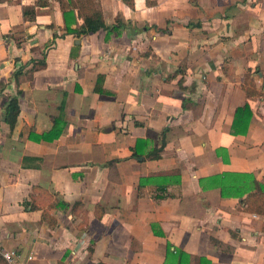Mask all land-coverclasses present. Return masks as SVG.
<instances>
[{"label": "crops", "instance_id": "obj_1", "mask_svg": "<svg viewBox=\"0 0 264 264\" xmlns=\"http://www.w3.org/2000/svg\"><path fill=\"white\" fill-rule=\"evenodd\" d=\"M36 1L0 0V258L165 264L169 242L209 264H264V213L199 183L223 173L264 182V0H99L115 27L86 34L73 32L76 11L68 32L56 0ZM248 70L260 96L241 88ZM16 95L11 128L4 109ZM246 102V131L233 134ZM57 117L59 138L29 139ZM137 139L145 151L163 142L160 157L132 158ZM34 186L50 195L55 226L30 208ZM161 188L170 196L155 198Z\"/></svg>", "mask_w": 264, "mask_h": 264}, {"label": "trees", "instance_id": "obj_2", "mask_svg": "<svg viewBox=\"0 0 264 264\" xmlns=\"http://www.w3.org/2000/svg\"><path fill=\"white\" fill-rule=\"evenodd\" d=\"M58 2L59 8L63 13V17L66 23V31H72L70 29V23L74 17V11L77 12L78 16L83 19V27L76 34H86V33H93L100 30H110L113 29L115 26H107L104 22L102 11L100 8L99 0H56ZM125 2L130 6L133 7V0H125ZM49 3L48 0H37L34 5L35 6H47ZM149 3V2H148ZM56 35H54V38ZM45 61L40 62V66H44ZM180 70V69H179ZM177 71L179 73L180 71ZM183 73V69L181 70ZM21 69H17L13 73V77L16 78ZM181 73V72H180ZM174 76V75H171ZM102 81V76H98L97 84ZM2 86V83H0ZM178 86L181 90H186L187 87L184 85V77L183 75L178 80ZM241 88L244 91L247 98H253L256 96H260L261 92L256 89L255 81L252 77V73L250 70L246 71L243 76V82L241 84ZM5 113V120L9 123L10 127L12 128L16 122V118L19 113V100L18 96H12L4 109ZM251 116V110L249 104L246 102L243 106L238 107L235 111L234 121L232 124V133L233 134H244L246 128L248 126V122ZM63 122L61 121L60 117L53 118V125L51 129L47 132L42 134H37L33 130L29 133L28 137L34 141H53L59 138L62 132ZM164 131H162V135ZM146 141L143 139H137L135 145L131 147L132 151V158L136 159L138 162H144L149 159H158L160 157V152L164 146L162 142L159 148H151L149 150H144L146 147ZM119 161V159H114L108 162V167L110 172H113L115 168V164ZM112 179V175H110ZM200 186L202 188H219L220 194L222 197H229L237 195L239 198V205L238 210L255 214V215H262L264 213V182H260L255 180L253 174L250 173H223L219 175H214L206 178L199 179ZM34 195L32 194V199L30 202V208L32 210H39L42 208V220L46 222L49 226H55L57 224L56 219L50 214L49 209L53 208V204H48L45 201L46 198L49 199L50 195L48 194L47 190L34 186L33 187ZM160 192L163 194H156L155 198L162 199L164 197L170 196L168 193L164 194V190L161 188ZM36 199H41L43 205H38ZM47 204V208L44 209L43 207ZM61 206L66 205L64 202H59ZM49 208V209H48ZM96 209L99 208L98 206L95 207ZM97 215V213H96ZM83 228V227H82ZM262 229L264 230V222L262 225ZM162 236L163 233H160ZM216 243L217 241L214 240ZM171 244L167 243V255L166 261L172 263L175 261L174 264H209V260L194 256L190 254H186L179 249L175 248L171 250ZM171 257L169 258V256ZM194 261V263H193ZM3 263V259L0 258V264Z\"/></svg>", "mask_w": 264, "mask_h": 264}, {"label": "built area", "instance_id": "obj_3", "mask_svg": "<svg viewBox=\"0 0 264 264\" xmlns=\"http://www.w3.org/2000/svg\"><path fill=\"white\" fill-rule=\"evenodd\" d=\"M1 257L3 259L2 264H26L27 261L32 259L31 255H28L25 259L22 257L17 250H7L1 252Z\"/></svg>", "mask_w": 264, "mask_h": 264}]
</instances>
